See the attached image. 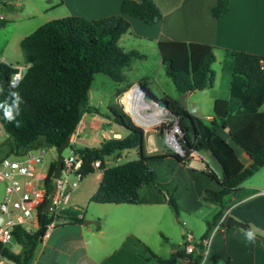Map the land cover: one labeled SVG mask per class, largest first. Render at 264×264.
<instances>
[{"label": "crops", "instance_id": "crops-1", "mask_svg": "<svg viewBox=\"0 0 264 264\" xmlns=\"http://www.w3.org/2000/svg\"><path fill=\"white\" fill-rule=\"evenodd\" d=\"M155 1L163 12V18L155 24H148L126 14L131 29L120 38L119 45L125 51L136 50L144 55L133 59L126 68L141 64L138 60L148 62L149 56L144 47L152 49L158 64L151 71H146L144 64L140 65L143 71L117 88L114 99L107 104L108 111L125 93L117 96L119 89L130 83L133 88L140 81L146 80L145 87L159 99L152 100L153 103L165 99L179 101L180 96L184 95L186 108L192 114L210 121L215 114L216 101L229 99L231 94L232 52L243 51L264 58V0H230L229 12L219 19L212 14L217 0ZM66 2L72 15L99 19L119 14L123 0ZM165 42L182 44L179 46L177 62L190 73L198 66L202 46L212 47L216 55L212 65L215 71L213 86L181 94L174 83L170 86L165 81L151 82L149 75H153L155 71L160 72L161 67H164L161 43ZM126 68L124 73L127 76ZM263 106L264 102L260 107L262 111ZM81 121L82 124L77 127L79 134L87 129L93 133L95 144L91 147L100 145L103 139L113 135L120 138L127 134L109 114L87 112ZM218 133L235 148L245 165L250 164V156L235 144L227 129H219ZM150 136H153L154 142L149 144ZM73 138L77 140L76 137ZM145 148L148 153L167 152L160 130L145 132ZM125 151L129 154L136 152L131 160L139 158L138 149ZM121 152L110 156L109 163L118 164L115 160L121 158ZM147 164L155 171L157 184L143 185L139 202L135 204L91 201L103 178V171L95 170V178L83 176L78 186L72 189L71 199L57 225L38 243L30 264H157L155 255L169 258L179 250L172 246L170 239L174 241L180 238L174 231L175 226L179 228L181 213L207 223V231L200 236L202 237L217 221H214V216L221 209L223 214H227V218L231 216L249 225V230L226 224L214 236L205 264H264V240L260 237H264V192H261L264 191V167L228 195L222 206L204 199L207 190L221 188V180L206 172V165L200 158L192 157L188 161H182L167 152L164 158L147 159ZM161 188L169 189L173 194L179 206L178 212L174 210L175 213H172V206ZM82 207L86 210H81ZM69 214L83 218H80V222L73 221L67 218ZM183 224L186 225L185 222ZM184 225L183 236L186 230ZM248 231L255 233L252 242L245 239ZM156 235L168 240L166 245L151 247L150 241Z\"/></svg>", "mask_w": 264, "mask_h": 264}, {"label": "trees", "instance_id": "trees-1", "mask_svg": "<svg viewBox=\"0 0 264 264\" xmlns=\"http://www.w3.org/2000/svg\"><path fill=\"white\" fill-rule=\"evenodd\" d=\"M229 9L230 0H217L212 8L213 17L219 19ZM126 14L148 24H155L163 18V12L155 0H123L119 14L99 19L76 15L54 19L22 39L21 48L25 62L30 63V67L17 87L10 85L14 69L0 63V103L12 106V92H18L23 98L19 114H16L15 108L13 110L15 119L12 121L5 118L4 110L0 108V122L8 133V139L0 148L3 155H19L46 145H62L76 132L85 113L102 114L101 109L92 105L90 99L95 74L103 73L116 82H122L126 78L124 70L131 65L133 58L144 56L136 50L125 51L119 45L120 38L131 29ZM6 22L0 18V27L5 26ZM181 45L178 42L161 43L166 73L179 93L213 86L215 71L212 65L216 55L212 47L202 46L198 66L190 73L177 62ZM262 58L248 52H232L231 94L229 99L216 101L215 114L210 121L192 114L178 100L167 99L170 109L180 116L188 152L193 149L205 152L212 150L221 161L223 167L220 172L225 171L224 177L223 174L219 177L206 169L210 176L221 180V188L207 190L204 199L222 206L228 195L264 167V111L260 109L264 102V70L260 66ZM139 83L146 85V80ZM132 85L130 83L119 89L117 95L128 93ZM109 111L111 118L127 134L120 138H105L98 146L76 148V152L84 159L80 171L84 176L93 173L92 162L101 160L103 178L91 201L135 204L139 202L143 185L157 184L155 171L147 164V159L164 158L167 152L148 153L144 129L136 125L118 103L111 105ZM219 129L228 130L235 144L250 156V164L245 165L240 160L235 148L218 133ZM193 131L197 133L195 143H191ZM131 149L139 150L138 159L109 163V157L113 154ZM56 166L57 160L52 163L47 179L48 193L53 189L51 176ZM161 191L178 212L179 206L170 190L161 188ZM223 213L221 209L214 216V221L220 219ZM67 218L78 222L82 220L74 214H69ZM52 220L50 215L40 213L41 227L34 234L17 228L15 237L22 244L21 251L13 253L0 242V257L5 255L18 264H30L40 237ZM260 237L264 240V237ZM182 254L178 250L169 258L155 256L157 264H174Z\"/></svg>", "mask_w": 264, "mask_h": 264}, {"label": "built area", "instance_id": "built-area-1", "mask_svg": "<svg viewBox=\"0 0 264 264\" xmlns=\"http://www.w3.org/2000/svg\"><path fill=\"white\" fill-rule=\"evenodd\" d=\"M0 63L10 65L14 72L10 78V85L17 87L28 68L30 63L24 65H11L6 59L0 56ZM261 69L264 70V58L260 60ZM123 105L124 111L131 117L132 121L142 127L144 132L151 129L161 131L164 148L167 152L181 158L182 161H188L192 157L200 158L206 165L208 171L215 172L222 177L219 169L216 167L210 156L205 151L193 149L188 152V146L185 141V132L180 123V116L174 113L170 107L154 103V113L158 112L159 120L147 127L141 125L133 116L131 111L127 110L123 97L119 99ZM82 124V121L79 123ZM79 126V125H78ZM76 136H79V128L76 130ZM74 133V134H75ZM71 137V143L75 141V135ZM113 137H116L113 135ZM8 139L3 124L0 122V148ZM71 145V144H70ZM52 161H48L47 150L44 147L30 149L22 154L3 155L0 151V181L4 183V196L0 203V242L3 247L8 248L13 253H19L22 244L15 237V230L21 228L27 233L34 234L40 227V213L48 214L53 220L47 225L46 232L40 237L42 240L48 235L51 229L57 225L64 213V205H68L71 199V191L76 188L83 178L80 171L84 159L75 149L72 153L64 158L63 169L59 178L51 179L57 184L53 202L47 212L43 207L47 205L51 192L48 193L49 173ZM94 170L104 171L101 160L92 162ZM54 174V173H53ZM74 174L76 181L71 182L70 176ZM264 192V191H261ZM80 218H83L80 216ZM227 214H223L214 225L209 228L208 233L200 238H196L191 231H184L182 242L183 254L177 258L174 264H205L212 246L213 238L226 225ZM0 264H18L5 255H1Z\"/></svg>", "mask_w": 264, "mask_h": 264}, {"label": "rangeland", "instance_id": "rangeland-1", "mask_svg": "<svg viewBox=\"0 0 264 264\" xmlns=\"http://www.w3.org/2000/svg\"><path fill=\"white\" fill-rule=\"evenodd\" d=\"M71 12L70 6L67 4L66 0H0V18H4L7 21L5 26L0 27V56L4 57L7 63L13 66L24 65L26 62L24 52L21 48L22 39L51 20L71 16ZM144 49L149 56L148 62L146 63L144 60H138L141 64L126 68L128 75H125L126 78L124 81L116 82L106 74H95V78L90 90L91 103L100 107L102 113L109 114L110 116V111H108L107 104L111 102L112 99H114V93L118 87L124 86L129 79L135 78L136 75L138 76V74L143 71L140 65L144 64V69L146 71H151L156 68L158 62L156 60L155 53L152 52L151 48L144 47ZM135 58L136 57L133 59L135 60ZM148 78L151 82L156 83H158V81H165L166 84L170 83V86L174 83L167 75L165 67H161L160 72L157 73V71H155V73L153 75H149ZM133 88H131L128 93L123 95L121 94L123 97V102L126 104L127 110L129 108ZM100 102H102V104H100ZM117 103L123 107L119 100ZM107 121L109 120L107 119ZM116 125L118 126L119 124L116 123ZM76 138L77 140L72 142L69 147L64 149V157H68L72 153V149L84 146L91 147L95 144V141L93 140V133L89 129L86 131H81L79 136H76ZM150 141L151 140H149V144ZM44 148L47 150L48 161L54 162L57 160L58 154L56 147L46 145ZM119 155L121 158L115 161L118 163H123L131 160L133 156H136V152L134 151L132 154H129L127 151H123ZM88 175H90L88 178H95L96 174L92 173ZM70 180L71 182L76 181V176L72 174L70 176ZM4 187V183L0 181V203L4 196ZM64 208H67V205H64ZM170 209L172 213H175L174 208L170 207ZM81 210L85 211L86 208L82 207ZM183 222H185L186 225H184ZM182 225H184L187 231H193L196 238H199L204 232L207 231L206 222L199 221V219L190 218L188 215L181 213V219L179 221L180 230L178 226H175L176 230L174 231L175 234L180 235V238L178 240L174 239V241L170 239L171 243H173L172 246L178 248L179 250H182L183 248L182 242L184 236L182 234ZM167 242L168 240H166L163 236L156 235V238L151 239L150 246L153 248H158L159 245H166Z\"/></svg>", "mask_w": 264, "mask_h": 264}, {"label": "water", "instance_id": "water-1", "mask_svg": "<svg viewBox=\"0 0 264 264\" xmlns=\"http://www.w3.org/2000/svg\"><path fill=\"white\" fill-rule=\"evenodd\" d=\"M135 87L142 91V96L147 97V98L150 99L151 101L154 100V99H155V100H159V99H156V98L154 97L153 92L150 91L149 89H147V88L145 87V85H143V84H141V83H137V84L135 85ZM158 103H159L160 105H163V106H166V107H169V106H170V103H169V101H167V100H160V101H158ZM179 103H180L184 108L187 107V104H186V102H185V96H184V95H181V96H180V98H179ZM196 141H197V133H196V131H193V132L191 133V143H195ZM70 144H71V138L69 137V138L65 141V143H63L62 145H58V146H56V151H57L58 157H57V166H56L55 172H54V174H53V177H54V178H59L60 175H61V171H62L63 166H64V165H63V162H64V158H65V157L63 156V151H64V149H66L67 147H69ZM207 154L210 156V158L212 159V161L214 162V164L216 165V167H217L218 169H222V167H223V166H222V163H221V161L217 158V156L213 153V151H212V150H208V151H207ZM222 174H223V177H224V176H225V171H223ZM56 188H57V184H56V182H54V184H53V189H52V192H51V195H50V197H49V199H48V203H47V205H45V206L43 207V211H44V212H47L48 209H49V207L51 206V204H52V202H53L54 194H55V192H56ZM226 224H227V225H237V226H239V227H242V228L245 229V230H249V225H247V224L243 223L242 221H240V220H238V219H236V218H234V217H231V216L227 218V220H226Z\"/></svg>", "mask_w": 264, "mask_h": 264}, {"label": "bare ground", "instance_id": "bare-ground-1", "mask_svg": "<svg viewBox=\"0 0 264 264\" xmlns=\"http://www.w3.org/2000/svg\"><path fill=\"white\" fill-rule=\"evenodd\" d=\"M153 107L154 103L147 97L142 96V91L134 87L128 110L131 111L141 125L150 127L159 120V114L158 112L154 113ZM149 140H151L150 142H154L153 136H150Z\"/></svg>", "mask_w": 264, "mask_h": 264}, {"label": "clouds", "instance_id": "clouds-1", "mask_svg": "<svg viewBox=\"0 0 264 264\" xmlns=\"http://www.w3.org/2000/svg\"><path fill=\"white\" fill-rule=\"evenodd\" d=\"M15 81H13V87H15ZM2 91V89H0ZM11 96L14 97L13 105L8 106L7 103H0V108L4 110V116L7 120L12 121L15 119L13 115V110L15 108L16 114H19V105L23 102V98L20 96L18 92H12ZM17 126H19V122H17ZM245 239L247 242H252L255 239V233L253 231H248L245 233Z\"/></svg>", "mask_w": 264, "mask_h": 264}]
</instances>
